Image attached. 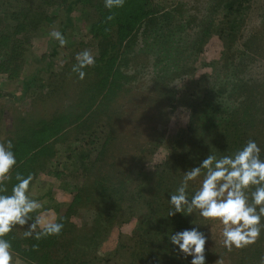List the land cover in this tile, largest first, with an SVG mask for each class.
I'll use <instances>...</instances> for the list:
<instances>
[{"label": "rangeland", "instance_id": "rangeland-1", "mask_svg": "<svg viewBox=\"0 0 264 264\" xmlns=\"http://www.w3.org/2000/svg\"><path fill=\"white\" fill-rule=\"evenodd\" d=\"M229 1L153 0L157 6H164L159 8L157 15H161L165 6H168L173 15L171 18L174 21L181 19L184 25L182 30L165 28L164 36L151 42V46L145 44L150 39L137 37L131 48L114 52L117 58L113 68L119 69V74L114 77L111 76V69L109 72H90L83 80L78 78L72 71L76 54L88 50L95 57L98 46L91 44L90 38H85L81 32H75L66 39V45L59 49L54 60V72L59 74L60 86L52 94L53 97L44 100L41 96L34 97L38 92L35 95L34 92L30 93L20 100L13 99V95H19L15 92L17 84L2 88L1 83L6 76L0 75V143L11 141L14 151L19 141L18 136L23 133L20 126L26 129L35 127L43 117H49L53 112V119L59 121L56 135L43 143L48 149H52V153L55 151V155L50 157L51 150L46 149L44 155L40 154L35 159V163L43 160L41 165L48 170L35 168V176L30 184L32 196H38L39 189L43 188L47 193V205L57 203L59 213L65 215L68 222L81 225V217L76 215H85L86 223L92 222L95 210L85 205L97 199V195H115L119 190L129 200L131 196L132 199L138 196L136 191L139 188L145 192L149 188V198L142 201L136 197L129 204L132 206L131 210L124 203L116 206L112 201L111 211L119 209L120 215L111 218L107 235L98 247L97 254L102 261L104 258L108 259L105 264H129L134 257L130 250L120 249L117 252L116 249L119 243L131 245L133 241V245L136 244L135 264H189L191 258H183L171 244L170 236L176 231L194 226L199 227L208 237L205 245L206 264H261V258L264 257V227L256 243L229 251L222 243V226L200 217L198 210L188 217L181 214L169 215L173 210L168 201L169 194L174 193L180 185L184 172L198 166L209 154L219 158L230 155L231 148L232 154L242 148L245 144L243 136L238 138L237 133L233 138L230 135L229 129L233 130L235 123L240 126L241 132L248 133L247 137L252 131L248 124L243 123L248 112L246 105H249V97L242 92L245 90L237 91L233 96L228 94L223 101V113L231 121L228 124L232 127L219 124L217 113L213 120L210 119L213 124L208 125V128H202L201 124L196 126L194 122L189 125V91L178 94V97L174 93L193 71L194 74L209 73L211 79L214 77L215 80L217 75L222 79L234 74L235 78H229L244 83L260 84L264 81V0H249V4H245L241 12L224 18L227 11L225 4ZM100 4L105 8L104 0ZM47 11L52 15L58 12V8L50 6ZM219 29L223 30L226 40L217 38L215 33ZM148 35L153 34L148 32ZM44 40L45 35L38 40L34 39V45L39 49V44ZM138 47L145 52L139 51ZM210 61L217 64L214 71L209 68L210 65L206 66ZM88 68L84 69L86 73ZM189 68L193 71L182 73H186ZM56 76L42 82L45 91L53 85L55 80L51 79H57ZM203 84L202 81L201 85ZM110 87L111 92L106 94ZM259 102L262 107L264 100ZM203 112L206 116L214 115L210 110ZM195 115L197 116V112ZM97 120L99 123L92 129L98 130L105 126V131H108L107 141L103 145L102 142L95 145L92 141L87 145L84 139L87 135L84 134L89 131L84 130L83 126L93 121L96 123ZM220 135H227L231 148L215 150L218 146H214ZM206 143L214 144L206 150ZM84 144V153L90 154L88 160L93 165L85 178L75 175L62 165L66 157L74 156L71 150L79 148L77 151L80 152ZM29 145L32 146L30 143ZM41 147L42 145L31 148L36 151ZM18 157L16 154L17 165L20 162ZM166 161L168 164H165ZM157 164L161 165L160 171L155 170ZM139 168H142V176L138 175ZM14 170L15 167L11 176ZM57 171H62V174L57 176ZM202 179L203 173L195 181L189 182V191L198 189ZM157 182L160 186H157ZM10 183L11 180L7 186ZM76 184L82 185V189L77 188ZM155 192L161 194L159 198L153 199L151 197L155 196ZM75 196H78L76 202L73 201ZM69 211L70 214L67 213ZM17 230L23 238L24 229L17 227ZM154 232L157 235L154 247L150 242L140 240L142 234L152 235ZM22 248H29L27 242H23ZM148 250L150 252L147 256L150 258L151 253L153 255L148 263H143L141 251ZM13 255L17 264H29L14 250ZM138 258L141 260L138 261ZM101 259L100 264L103 263Z\"/></svg>", "mask_w": 264, "mask_h": 264}, {"label": "trees", "instance_id": "trees-1", "mask_svg": "<svg viewBox=\"0 0 264 264\" xmlns=\"http://www.w3.org/2000/svg\"><path fill=\"white\" fill-rule=\"evenodd\" d=\"M248 1L249 0H230L225 4V9L227 11L223 17L226 18L229 15L241 12V9L249 4ZM100 3L101 0H0V75L6 76L1 83L2 88H8L9 85L12 86L17 84L15 92H18L19 95H17L18 97L13 95V99L15 100L26 98L33 92V95L38 92L34 97L37 98L41 96L43 100L54 96L52 94H54L56 88L60 86L58 79L59 74L54 72V60H56L58 56L59 49L64 47H61L58 41L54 40L49 35L53 29L61 32L65 39L71 37L75 32H81L85 38H90L91 44L93 43L98 46V54L95 56V65L87 69L86 76L91 73H98L99 70H106L109 72L112 69L111 76L114 77L119 74V69L113 68V63L117 58V54L114 52H120L123 49L126 50L131 48L133 44H135V38L137 37H139V39H150L151 41L145 44L146 46H151V42H156L159 38L164 36L163 32L166 31L163 30H165V28L175 31L174 29L182 30L184 26L181 19L174 21L173 18H171L173 15L170 14L169 8H167L168 6H165V11L158 16L157 13L160 10L159 8H163L164 6H157L153 0H124L122 7H114L111 10L102 8L103 6ZM50 6H56L58 12L50 15L47 11V8ZM109 16H111L112 19L109 20ZM148 32L153 35H148ZM215 34L217 38L226 40V35H224L222 29H219ZM44 35L45 40L41 41L39 44L40 48L38 49L36 44L34 45V39L38 40V38H43ZM200 48L201 47H199V49ZM138 50L143 51L140 47H138ZM222 54L221 51V56ZM216 65L215 61H210L206 66H209V68L214 71ZM31 67H33L32 70L30 69ZM62 68L63 66H61V69ZM192 71L193 70L189 68L186 73L184 71H182V73L187 74ZM194 73L193 71L191 75L187 76L186 82L180 85L179 90L173 91L177 97L178 94H184L187 90L189 91L187 93L188 98L190 96L189 102L187 103L190 115L189 125L194 122L196 126L197 124H201L202 128H206L208 125L211 126L213 123L210 119L213 120L217 113L216 116L219 124L231 126L228 124L231 121L228 120L223 113V109H225V106L223 107V101L228 97V94L233 96L235 92L245 90L242 92H245L246 96L249 97L250 109L247 104V117L243 118V123L248 124L252 131L247 137L248 133L241 132L240 126L235 123L233 125L234 131L229 129L231 132L230 135H233L232 137L234 138L238 133V138L243 136L245 143L248 140H255L261 147V154L264 157V105L261 107L259 102L261 99L264 100V81L260 84H249L236 79H230L229 77L235 78L234 74H232V76H224L222 79L217 75L215 80L214 77L211 79L209 73ZM54 75H57V79L52 78L51 80L54 79L55 82L45 91V85H42V82L46 79L48 80L52 76L54 77ZM202 81L204 83L203 86L201 85ZM173 82L175 84V80ZM107 90L106 94L111 92V87ZM13 94L16 95V93ZM0 96H2L1 90ZM175 96L174 98H176ZM103 97H100V99ZM173 109L174 107H172V110ZM204 110H210L214 112V115L209 116L207 114L206 116V113L203 112ZM196 112L197 116L195 115ZM53 113L48 115L49 117H43L40 123L35 127L27 129L25 127H19L23 130V133L18 136L19 141L16 143L14 153L15 155H19L18 160H20V162L19 165L15 166L10 185H6V194H11L12 185L16 183L15 176L17 173L25 177L31 174L34 178L35 168L48 170L41 165V163L44 162L43 160L40 163H35V159L40 154L44 155V150L48 149V147L43 144L44 141L56 135L59 129V121H57L58 119H53ZM98 123L99 120H97L96 123L93 121L91 124L83 126V129L85 128L89 131H85L84 134L85 136L87 135V137L84 138L85 144L89 145L92 141L95 145L101 142L103 145L104 142L107 141L108 131H105V126L100 127L98 130L92 129L93 126ZM200 135L203 136L201 131ZM226 136L227 135H224L223 137V135H220L219 139L215 137L217 141L214 148L218 146L215 150L231 148L232 144L227 142ZM29 143L32 144L31 147L34 149L40 145H42V147L34 151ZM85 144L80 152L77 151L79 148L71 150L75 159L72 160L73 157H66L62 163L67 170H70L77 176H84V178L87 176L88 171L93 168V165L88 160L90 154L88 152L84 153ZM213 144L214 143H206L204 147L207 150L208 147H211ZM48 150H51L50 152L52 153V149ZM229 150H231L230 155H232L233 148ZM55 153L54 151L50 157H53ZM70 155H72V153ZM77 164H79V167ZM165 164H168L167 161ZM160 166V164L155 165V170L160 171ZM31 170L34 171L31 172ZM141 170L142 168H139L138 175L140 176H142ZM61 174L62 171L56 172L57 176ZM81 186L82 185L76 184V187L79 189H82L83 186ZM157 186H160L159 182H157ZM148 190L149 188H147V192ZM39 191L40 194L38 196L32 197L37 200H42L41 203L43 208L41 211L47 212L49 218H55L57 221L62 218L64 226L58 236L43 237L39 240L31 237L26 238L24 241L29 245L28 249L22 248L23 239L25 237L21 238L17 228L5 237L10 240L12 250L17 252L20 258L29 264H100L101 258L97 254L98 247L107 235L111 218L120 215L118 213L119 209L114 208L111 211L110 205L112 201L116 203V206H120L124 203L126 208L131 210L132 206L129 204H131L136 197L144 201L150 196L147 192L142 191L141 188L136 191L138 196H135L134 199H132L133 196H131L129 200L128 198L125 199L123 192L119 190L115 195H97V199L92 202L93 204L89 203L85 205H89L87 208H93L95 210L93 221L86 223L85 215H76L81 217V225H75L68 222L65 215L59 213V205L57 203L54 202L51 205H47L45 199L47 193L44 192L43 188L39 189ZM160 194V192H155V196L151 198H159ZM77 199L78 196H75L73 201L76 202ZM67 213L70 214V211ZM146 234L147 235L142 234L140 240L142 242H150V245L154 247V242L157 237L156 233L154 232L152 235L150 233ZM129 238L131 239V237ZM132 239L134 238L132 237ZM133 242L131 245H120L119 243L116 251L120 252V249L130 250V254L135 257L136 244H134V247ZM141 252L143 253V263H148L153 254L151 253V257L149 258L147 255L150 250L145 251L147 253ZM164 256L166 257V255ZM134 257L129 264H135L136 261ZM107 260V258H104V261L101 259L103 262L102 264L108 262ZM140 260L141 259L138 258V261Z\"/></svg>", "mask_w": 264, "mask_h": 264}, {"label": "clouds", "instance_id": "clouds-1", "mask_svg": "<svg viewBox=\"0 0 264 264\" xmlns=\"http://www.w3.org/2000/svg\"><path fill=\"white\" fill-rule=\"evenodd\" d=\"M124 0H104V7L111 10L122 7ZM108 19H112L111 16ZM51 38L61 47L67 41L63 34L53 29ZM72 71L83 80L84 69L95 65L93 54L84 50L75 56ZM255 140H248L232 155L219 158L209 154L198 166L184 172L180 185L168 197L172 206L170 216L181 214L191 216L198 210L200 217L222 226L223 246L231 251L256 243L261 235L264 219V157ZM17 165V158L11 141L0 143V264H17L12 244L5 238L15 228H23L25 238L41 239L58 236L63 229L62 218L57 221L41 211L43 205L30 192L33 176L16 174V183L11 194L7 183ZM203 173L198 189L189 191V182ZM35 214V215H33ZM26 226V227H25ZM208 237L194 226L171 234L170 242L189 264H206L205 245ZM264 264V257L261 258Z\"/></svg>", "mask_w": 264, "mask_h": 264}]
</instances>
